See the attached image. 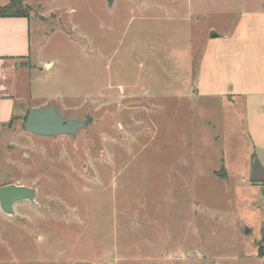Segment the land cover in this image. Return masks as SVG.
Instances as JSON below:
<instances>
[{"label":"rangeland","instance_id":"obj_1","mask_svg":"<svg viewBox=\"0 0 264 264\" xmlns=\"http://www.w3.org/2000/svg\"><path fill=\"white\" fill-rule=\"evenodd\" d=\"M263 2L27 0L33 63L16 59L0 93L16 113L54 104L89 121L56 137L23 117L0 127V186L33 196L0 208V264H264V194L214 126L234 127V96L195 90L225 36L264 88Z\"/></svg>","mask_w":264,"mask_h":264},{"label":"crops","instance_id":"obj_2","mask_svg":"<svg viewBox=\"0 0 264 264\" xmlns=\"http://www.w3.org/2000/svg\"><path fill=\"white\" fill-rule=\"evenodd\" d=\"M8 0H0V5H5ZM264 9V2L262 3ZM259 13V12H256ZM222 35L218 34L216 37L220 38ZM223 40H218L213 45L215 49L207 56L204 53L200 64V77L195 84V90H202L209 94H224L233 95L232 101L226 100L225 104L230 105L234 100L233 112L235 114L233 124L234 127L226 128L225 122H215L216 131L224 135L225 139H231L242 142L243 152L240 154L242 157V169L250 177L253 160L256 159L263 168L264 172V88L250 86L253 82L258 86L259 77L250 79L247 71L242 73L244 63L229 56L230 53H235L240 49L237 40L233 37L225 36ZM213 43V42H209ZM208 44V43H207ZM211 44H208V46ZM238 45V46H237ZM227 52L226 56L224 52ZM224 54V55H223ZM229 56V57H227ZM30 59L32 62V47L30 42V19L29 17H0V92L1 89L11 90L14 87L15 80V65H18L16 59ZM25 61V60H24ZM33 63V62H32ZM48 64V63H45ZM39 67V64H35ZM51 65V64H49ZM218 66V70L215 69ZM221 69H220V68ZM42 69L41 67H39ZM226 71L225 79L220 82L215 73ZM214 76H213V74ZM220 87L227 90H221ZM30 90V88H28ZM33 92V91H32ZM30 92V93H32ZM226 92H230L229 94ZM224 98V96H223ZM49 105V104H48ZM47 106L44 103L33 105V107ZM32 107H26L23 113L15 112V100L12 95L0 93V127L12 129L11 122L14 119H22L21 117ZM238 111V113L236 112ZM22 112V111H21ZM241 145V147H242ZM241 149V148H240ZM227 150V148H224ZM223 169V173H226ZM253 183V182H252ZM259 198L264 194V182L253 183ZM251 187V186H250ZM261 193V194H260ZM263 254V255H262ZM262 254L256 255L258 260H263L264 263V249Z\"/></svg>","mask_w":264,"mask_h":264},{"label":"water","instance_id":"obj_3","mask_svg":"<svg viewBox=\"0 0 264 264\" xmlns=\"http://www.w3.org/2000/svg\"><path fill=\"white\" fill-rule=\"evenodd\" d=\"M107 2L112 4L113 0H107ZM210 36L216 37L218 34L213 32ZM88 121V119L65 118L57 111L56 105L51 104L30 108L24 123V130L35 135L50 137L63 134L75 135L78 129L86 127ZM249 180L253 183L264 182L263 168L256 159L253 160ZM22 199L33 200L29 186L15 183L0 186V208L3 212L12 213L13 205Z\"/></svg>","mask_w":264,"mask_h":264},{"label":"trees","instance_id":"obj_4","mask_svg":"<svg viewBox=\"0 0 264 264\" xmlns=\"http://www.w3.org/2000/svg\"><path fill=\"white\" fill-rule=\"evenodd\" d=\"M26 1L27 0H8L7 4L0 5V17H29V7ZM28 111L23 116V125ZM259 253L260 255L262 254L261 248L259 249Z\"/></svg>","mask_w":264,"mask_h":264}]
</instances>
